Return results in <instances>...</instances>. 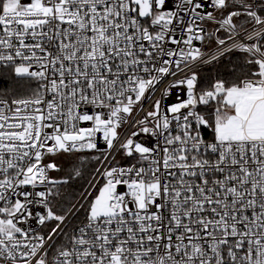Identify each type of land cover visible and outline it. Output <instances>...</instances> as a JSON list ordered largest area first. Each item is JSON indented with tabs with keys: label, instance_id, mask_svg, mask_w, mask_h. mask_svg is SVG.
<instances>
[{
	"label": "snow or ice",
	"instance_id": "obj_1",
	"mask_svg": "<svg viewBox=\"0 0 264 264\" xmlns=\"http://www.w3.org/2000/svg\"><path fill=\"white\" fill-rule=\"evenodd\" d=\"M260 4L0 0V67L26 85L0 93V264H264ZM230 52L240 75L201 86ZM61 153H100L70 209Z\"/></svg>",
	"mask_w": 264,
	"mask_h": 264
},
{
	"label": "trees",
	"instance_id": "obj_2",
	"mask_svg": "<svg viewBox=\"0 0 264 264\" xmlns=\"http://www.w3.org/2000/svg\"><path fill=\"white\" fill-rule=\"evenodd\" d=\"M243 64V54H234L224 58L202 70L198 75L201 86H207L210 82L217 78H223L228 81L234 80L240 75V65ZM0 93L15 90H23L26 85L23 81H19L10 69L3 68L0 70ZM100 153H81V154H61L66 161L63 165L62 177L69 176L73 169H79L81 175L79 177L72 176L68 184L64 185L61 192L60 205L64 209H70L73 204L77 202L80 195L92 179V175L97 167V162L91 159L92 155H99ZM81 156H88L89 159L81 160ZM54 223V222H53ZM53 223H50L51 227Z\"/></svg>",
	"mask_w": 264,
	"mask_h": 264
},
{
	"label": "built area",
	"instance_id": "obj_3",
	"mask_svg": "<svg viewBox=\"0 0 264 264\" xmlns=\"http://www.w3.org/2000/svg\"><path fill=\"white\" fill-rule=\"evenodd\" d=\"M254 2L257 3V6H258V7L261 6V4H260V0H254ZM213 50H214V49H213ZM239 53H240V52H230V53H226V54H225L223 57H221L218 61H220V60H222V59H224V58H227V57H229V56H231V55L239 54ZM218 61H214V62H212V63H210V64H199V65L196 67L195 70L199 73L200 70H202V69H204V68H206V67H208V66H210V65H212V64H214V63H216V62H218ZM1 69H3V67H0V70H1ZM155 98H159V93H156ZM174 100H175V95L168 97V98L164 101V103L167 104L168 102H170V101H174ZM146 103H147V102H146ZM208 135H210V132L208 133ZM99 146H100L101 148H104V144H103V141H102V140L99 142ZM61 154H64V153H61ZM61 154H58L56 157H54V159H56V158H57L59 155H61ZM72 154H81V153H72ZM116 159L119 160V161H121V163L124 162V160L121 158L120 155H117ZM51 175L54 176V172L51 173ZM87 187H88V186H87ZM87 187H86V188H87ZM78 200H79V199H78ZM78 200H77V201H78ZM76 203H77V202H76ZM76 203H75V204H76ZM81 210H82V209H81ZM81 210H80V211H81ZM80 211L77 212L75 216L69 215L68 220L65 222V224H66L68 230H71L72 226L75 225V224H77V223L79 222V220L83 218V216H82V217H79V215H80ZM33 226L36 227L35 225H33ZM50 229H51V225L49 224L47 227L42 228V229H40V230L43 231V232H47V231H49ZM59 239H61V238H57L56 242H59Z\"/></svg>",
	"mask_w": 264,
	"mask_h": 264
},
{
	"label": "rangeland",
	"instance_id": "obj_4",
	"mask_svg": "<svg viewBox=\"0 0 264 264\" xmlns=\"http://www.w3.org/2000/svg\"><path fill=\"white\" fill-rule=\"evenodd\" d=\"M1 72V71H0ZM56 162L58 164V166L60 167L61 171L60 172H54V177H62L63 175V165L66 161H68V159L66 160V158L64 156H60V157H57L56 159ZM84 215V211L83 209L80 211V215L79 217H82Z\"/></svg>",
	"mask_w": 264,
	"mask_h": 264
}]
</instances>
